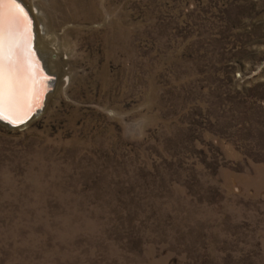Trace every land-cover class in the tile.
<instances>
[{
	"label": "rangeland",
	"instance_id": "rangeland-1",
	"mask_svg": "<svg viewBox=\"0 0 264 264\" xmlns=\"http://www.w3.org/2000/svg\"><path fill=\"white\" fill-rule=\"evenodd\" d=\"M23 1L62 70L0 124V264H264V0Z\"/></svg>",
	"mask_w": 264,
	"mask_h": 264
},
{
	"label": "snow or ice",
	"instance_id": "snow-or-ice-1",
	"mask_svg": "<svg viewBox=\"0 0 264 264\" xmlns=\"http://www.w3.org/2000/svg\"><path fill=\"white\" fill-rule=\"evenodd\" d=\"M5 5H15L19 11L10 12L6 17ZM21 17L28 21L26 27ZM30 33L31 20L18 0H0V120L13 124L23 123L35 106V92L28 88L29 77L17 59V49L23 39L28 64L34 68Z\"/></svg>",
	"mask_w": 264,
	"mask_h": 264
},
{
	"label": "water",
	"instance_id": "water-1",
	"mask_svg": "<svg viewBox=\"0 0 264 264\" xmlns=\"http://www.w3.org/2000/svg\"><path fill=\"white\" fill-rule=\"evenodd\" d=\"M20 7H22L25 12L27 13L28 18L31 20V51L35 54L34 60L35 65L34 68L31 67L29 64L22 65L24 72L29 77L28 88L33 89L35 92L36 99L34 100V107L32 111L28 114V116L24 119L23 123L13 124L9 123L7 120H0V124L7 126L11 129H19L27 126L36 116H38L45 107V103L47 100L48 94L52 91L54 86L57 82V76L50 74L47 70L44 61L42 60L41 56L39 55L36 49V36H37V27L34 20L33 15L27 4L23 0H18ZM5 13L6 16L10 12H18L19 9L16 8L15 5H5ZM23 18V17H21ZM25 24H28L27 20H24ZM22 58L28 59L29 56L27 55V48L23 47L21 50ZM26 61V60H25ZM22 64V61H21ZM34 73V75H33ZM46 78V79H45ZM42 82V83H41Z\"/></svg>",
	"mask_w": 264,
	"mask_h": 264
},
{
	"label": "bare ground",
	"instance_id": "bare-ground-1",
	"mask_svg": "<svg viewBox=\"0 0 264 264\" xmlns=\"http://www.w3.org/2000/svg\"><path fill=\"white\" fill-rule=\"evenodd\" d=\"M32 9H30V11H31V14L33 15L35 23L37 25L36 26L37 27V29H36V31H37L36 49H37L39 55L41 56L42 60L44 61L45 66L48 64V66H46L47 70L50 72V74L53 73V75H54V71H53L54 68L58 67L59 69L62 70V65L59 64L56 61L57 58H58V55H57L58 54V50L55 48L52 51H48L47 48L45 47V45H43V40L44 41L48 40V38L50 36L47 33V31L45 30V27H40V28L38 27V24H39V21H38V18H37L38 11L32 10ZM21 19L23 20V24L26 27L27 24L24 23V19L23 18H21ZM23 47L26 48L25 42L23 41V39H21L20 47L17 49V59H18L20 64H21V61H22L21 65H25V64L27 65L28 64L27 63V59L22 58V55H21V50H22ZM55 63H56V65H55Z\"/></svg>",
	"mask_w": 264,
	"mask_h": 264
}]
</instances>
